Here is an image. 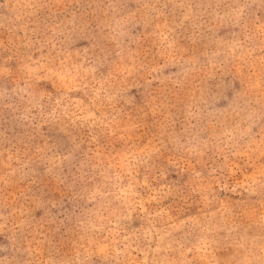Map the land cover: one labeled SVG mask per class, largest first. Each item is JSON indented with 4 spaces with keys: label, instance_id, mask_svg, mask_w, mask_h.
<instances>
[{
    "label": "rangeland",
    "instance_id": "rangeland-1",
    "mask_svg": "<svg viewBox=\"0 0 264 264\" xmlns=\"http://www.w3.org/2000/svg\"><path fill=\"white\" fill-rule=\"evenodd\" d=\"M0 264H264V0H0Z\"/></svg>",
    "mask_w": 264,
    "mask_h": 264
}]
</instances>
